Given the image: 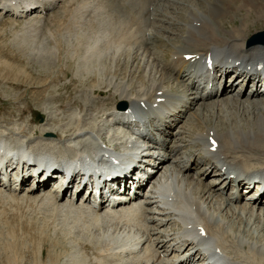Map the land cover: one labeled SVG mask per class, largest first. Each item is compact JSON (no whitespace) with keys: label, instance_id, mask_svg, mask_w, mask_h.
Listing matches in <instances>:
<instances>
[{"label":"bare ground","instance_id":"6f19581e","mask_svg":"<svg viewBox=\"0 0 264 264\" xmlns=\"http://www.w3.org/2000/svg\"><path fill=\"white\" fill-rule=\"evenodd\" d=\"M48 1L56 0H0V8L16 16H23L31 13L37 6L40 9L41 7H45L44 5ZM181 1L106 0L107 3L112 5V9L126 12L130 10L131 13L128 12L129 23L133 29L140 28L141 25L143 26V21L153 20L152 23L155 27L148 29V36L143 43V50L148 54L150 59L153 60L156 56V51L153 52L154 50H165V47L177 55L175 57L172 56L170 61L168 59V62L163 64L158 70L155 68V64H152L151 76L146 71V76H149L147 78L148 82L142 85L141 88L149 89H138L136 92L134 90L130 91L125 86L116 87L110 94V98H112L110 104H105L98 99H92L89 103L85 102L82 104V107L87 104L95 107V117L109 114L114 116V123L122 125H125L124 122L128 120L129 114L128 109L122 108L123 102L120 100L126 101L128 108L132 107L143 115V127L138 129L136 133L138 136H133L134 132H132V134H129V140L134 144L130 157H132L134 152H138L148 160L145 168L152 170L147 175L148 179L152 180V189H150L149 195H145L144 202L140 201L143 195L140 194V190L134 194L135 196L132 199L128 198L127 194L118 195L117 200L108 201L109 206L105 204L108 199L104 196L100 197L96 205L84 202L89 200V194L84 196L82 201H79L80 204L69 200L61 201L60 186L64 183L65 176L61 177L62 183L59 187L48 191L45 188L56 177L48 176L43 179L39 176H33L36 184L28 188L29 192L26 193V196L32 197L33 195H37L35 196V200L41 204H46L58 211L77 213L87 218L91 217L96 220L112 218L117 219V221H124V223L129 221L138 222L142 231H139L132 244L128 243L130 247H128L127 252L124 254L117 250L118 253L113 254L116 260L120 256L121 262L128 260L132 264H192L194 261H197L196 264H203L204 260H207L206 264H247L246 262H240L241 260L238 261L236 258L237 251L243 247H247L249 255H252L255 258L254 260H257L254 263L264 264L261 263L264 259V244L258 245L257 239L255 242H251L248 239L250 237L248 230L243 231L246 234L244 235L241 232L242 230H237L235 226V220L243 218L246 215L259 219L264 225V200L261 193L255 197H253L254 195L249 197L248 203L242 202L241 204H239L242 198L240 188H237L236 192H229L228 195L224 196L223 194L228 189V186H230V182H234L235 180L230 177V174L233 172L238 173L237 179L239 183L241 181L247 182L251 178H258L257 184L259 185L260 180H264V93H261L260 89H258V82L261 78L255 81L254 76L248 77L242 82V87L239 91L231 94V96L219 98L220 95L227 94L231 90L233 81L230 82L227 76L233 67L238 69L235 76V78H239L237 83L242 81L241 76L244 71L247 72L254 69L259 75L264 68V43L248 45L249 38L247 37L252 25H255L261 19L264 21V0H259L248 6H239L234 10L224 6L221 2L217 4L211 0L209 3L207 0L206 2L205 0ZM64 2L69 13V19L73 16L77 19L84 13L82 7L86 0L81 4H77L74 9L70 8L74 0H64ZM172 2L174 4L183 3V6H180L179 13L182 14V17L184 16L185 26L184 32H179L178 37H172V40L168 42V35L159 32V30L162 29L171 33V28L163 27V25L157 24L155 20L159 21V23L161 21H169V12L174 9L172 7L171 10L164 8L167 17H163L160 15V6L164 5L167 7L169 4H173ZM239 8L242 12L236 15ZM140 11L141 14H138ZM152 16H154L155 20ZM225 22L229 23L230 26H224ZM155 28L157 30H154ZM209 51L214 54V66H224L223 72H220L219 69L211 71L205 68L201 57L205 60ZM186 52H194L195 55L198 54V57L193 61L185 59L184 54ZM260 63H262L261 66H259ZM90 71L89 73L92 74L93 71ZM136 74H138L139 79V71ZM170 76H174L176 79L177 86L173 90L166 83ZM220 76H225V78L218 81ZM156 77H159V79L156 80ZM203 81L205 85H200ZM250 82H252L250 90L246 94V89ZM159 91L161 92L158 93ZM37 92L39 93V91ZM243 94H246L247 97L243 96ZM158 96H161L162 100L157 101ZM56 98L52 96L47 97L46 100L54 101ZM141 102H144V105H141ZM229 104L237 106L239 111L244 110L247 112L254 109L261 112H258L259 115L257 117L254 116L256 118L251 117L250 121L253 125L251 128H245L242 125L243 121L241 117H239L241 118L239 121L242 124L229 125L220 116L225 111H229L227 109V105ZM28 105L24 106V110L20 111L25 113L27 108L29 109L30 107ZM232 108L230 109L232 110ZM191 109H193L191 113L180 124V129L174 133V136L178 134L176 139L180 141L169 143L171 138H166L162 134H166V132L172 134L173 131L170 129L172 125L180 122L183 116L186 115V112ZM250 114L252 115V113ZM49 120L56 122L58 118L55 115L49 114ZM197 121L201 123L200 126L196 123ZM33 122L34 120L31 119L28 121V124L31 126ZM77 122H80V118L77 119ZM192 123H194V126H191ZM20 131L21 133H29L26 127H22ZM36 131L37 128L32 131L30 130L31 133ZM39 131L41 135L47 138L43 137L45 139L42 142L30 144L31 146L29 145L30 140L25 145L29 146L35 153L47 152L51 155L54 154L56 155V160L64 159L73 169L86 167L88 170H101L102 167H100L101 163L98 159V154H105L111 150L110 148L100 146L97 140L98 135H94L92 130L90 132L79 131L68 128L67 125L59 129L52 125L43 126ZM57 131L61 133L62 138L55 140L52 138L54 136L50 134ZM210 131H212V134L218 140L215 150L209 149L207 136L210 134ZM3 134L2 136L6 139V135ZM76 134L77 137L75 139L77 140L72 144L73 146H68L70 148L67 149L68 152L64 153L59 151L60 149L57 150L58 146L56 142ZM110 139L114 141L112 138ZM85 140L88 143L84 142ZM22 141L25 140L21 139L17 144L11 143L14 147L9 144L6 148L7 151H17L18 144L23 143ZM102 141L108 145L105 140ZM85 143L87 144L85 145ZM77 145L80 146L77 147ZM114 145L118 147L120 145L119 141H115ZM185 145H187V148L179 150ZM62 147L65 149V144ZM151 147L156 148V150L151 151ZM184 152H186L185 155ZM0 154L1 160L6 154ZM183 158L186 159L184 167H182ZM92 162H94V167L92 166ZM5 165H9L13 169L17 164L12 166L8 161H5ZM4 171L6 172L7 169ZM157 172H159V175L155 176ZM54 174L56 175L57 173ZM30 176L32 175L30 174L27 177L21 178V186L23 183L26 184V180H29L28 177ZM208 176L219 177L220 182H222L221 186H219L220 189L215 187V181L210 180L206 184L207 181H204V178ZM245 176L248 177L246 181ZM77 177L73 176L65 182L64 184L66 185L62 189V192L66 189L68 190L70 185H72L71 183ZM248 182L250 181L248 180ZM17 187H9V191L12 188H14L12 191H15ZM2 191L8 190L4 189ZM37 191L41 193L35 194ZM12 193H2V196L6 198L17 197L18 194ZM126 198L128 200H123ZM170 220L177 221L179 224L176 231L173 229L174 232H170L164 227ZM198 224L203 225L205 230L204 235H198L195 228ZM247 236L249 237L247 238ZM123 244L120 245L122 246ZM111 245L107 248V252H111L114 248ZM171 251H173V254L168 257ZM207 253H209V259H206ZM249 259L251 261H248V264H253L252 258ZM259 260L262 261L260 262Z\"/></svg>","mask_w":264,"mask_h":264},{"label":"rangeland","instance_id":"374dc122","mask_svg":"<svg viewBox=\"0 0 264 264\" xmlns=\"http://www.w3.org/2000/svg\"><path fill=\"white\" fill-rule=\"evenodd\" d=\"M78 1L74 0L70 8L74 9L77 4H81L84 0ZM209 1L207 0L208 3ZM211 1L217 4L221 2L224 6L234 10L236 7L248 6L259 0ZM61 2L59 1L58 5L56 3L54 6L49 5L46 13L36 11L27 18L23 16L16 17L9 11L5 12L0 8V129L6 131L4 133L0 130V134L4 133L6 135L5 140H10L12 144H17L21 139L25 142L31 140L32 142L30 141L29 145L42 142L45 139L43 137L46 136L41 135L39 129L43 126L54 125L60 129L62 126L67 125L68 128L79 131L90 132L92 130L94 135L109 130L113 131L116 125L109 124L104 115L95 117V107L88 104L82 107V104L89 103L92 99L110 104L112 101L110 94L116 87L125 86L130 91L134 90L136 92L138 89H149L141 87L148 82L147 78L151 76L150 71L153 69V65L155 64V68L158 70L165 61L167 63L172 59L166 47L162 55H156V62L147 56L143 46L136 50L138 42L141 45L143 30L139 29L135 38H121L125 35L122 33L125 28L123 24L125 17L119 12L102 10L97 12L93 18L80 19L76 23L77 20L74 16L71 19L68 18L69 13L65 7L66 3L62 2L64 3L62 5ZM183 3L185 2L183 1ZM36 8L38 6L34 10ZM168 8L171 10V7ZM180 8L178 5L175 8L173 6L172 9L175 10L170 11L172 14L169 12L170 17L167 22L175 23L174 26L172 24V27H170L168 23L163 26L172 30L171 33H164L168 35V42L172 40V37H178V33L183 29L180 20L184 23V16L182 17V14L179 13ZM82 10L86 11L83 7ZM241 12L242 10L239 8L236 15ZM34 17L40 18L41 22L44 18L46 19L43 24L37 26L39 19ZM152 18L154 19V16ZM155 21L162 26L161 22ZM224 26L229 27L230 24L225 22ZM258 26L264 28L263 19L252 25L250 31L261 29ZM167 59L169 60L167 61ZM90 70L93 71L92 74L89 73ZM137 71L140 74L139 79L138 74H136ZM146 71L149 73L148 77ZM158 79L159 77H156V80ZM95 87L99 89L96 90ZM52 96L57 98L54 101L46 100L47 97ZM26 105L30 107L27 108L25 113H22L20 110H24ZM234 107L237 109L235 105H227L229 111H225V115H220L225 119V123L234 126L243 123L242 125L245 128H251L253 126L250 121L251 117L256 118L259 115L258 112H261L254 109L247 111L248 113L244 110L239 111V109L236 111ZM49 114L55 115L58 120L56 122L48 121ZM239 117L242 118V123H240L239 119L241 120V118ZM78 118H80V122H77ZM31 119L34 122L30 126L28 121ZM196 123L199 126L201 125L198 121ZM191 126H194V123ZM22 127H26L29 133H21ZM179 127V124L175 125L174 131ZM36 128V132H30V130ZM52 136L55 140L62 138L59 131L53 133ZM76 137L77 134L56 142L57 150L60 149L59 151L64 153L68 152L67 149H70L68 146L77 140ZM84 142L88 143L87 140ZM64 144L65 149L62 147ZM79 146L77 145V147ZM185 148H187V145L182 146L179 150ZM185 154L186 152H184ZM185 165L186 159L183 158L182 167ZM205 166L207 167V165ZM156 176H158V173H156ZM218 179L219 177L208 176L204 180L208 184L210 180L216 181ZM59 181L60 179L57 180L55 185ZM220 185L221 182L216 184L215 187L220 189L218 188ZM27 187H22L21 194H18L17 197L6 198L2 196V193L11 194L13 192L12 194H17L16 190L12 191L15 187L10 191L8 190L9 192L0 190V264H97L103 257L118 253L117 248L121 245H116L118 247L115 248L110 242L116 233L120 232L125 226L124 229H127L130 236L136 229L134 223L132 225H121L119 230L120 223L117 225L113 221L106 220L94 222L88 220V218L92 219L91 217L87 218L77 213L58 211L36 201L35 196L37 195L26 196L24 192L27 191ZM46 190L50 189L46 188ZM229 191H231L230 188L226 189L224 195H227ZM242 192H244V195L247 193L244 188ZM40 193L37 191L35 194ZM69 194L71 201H77L73 188L64 194V200L61 199V196V201L69 200ZM172 221L170 220L164 226L170 232L178 227V223ZM235 221L237 230H242V233H244V230H248L250 237L247 236V238L249 237L248 239L251 242H255L257 239L258 245L264 244V225L259 219L246 215ZM133 228L135 229L133 230ZM244 235L246 234L244 233ZM110 244L114 248L111 247L112 251L107 252L106 250ZM113 251L114 253H112ZM238 251L236 253L238 261L241 260L240 262L248 264V261H251L249 258H252L253 264H255V261L257 262L252 255H249L247 247H243ZM112 257L116 260L114 255ZM118 259L119 264H125L121 262L120 256ZM261 263H264V259ZM115 264H118V262H115Z\"/></svg>","mask_w":264,"mask_h":264}]
</instances>
